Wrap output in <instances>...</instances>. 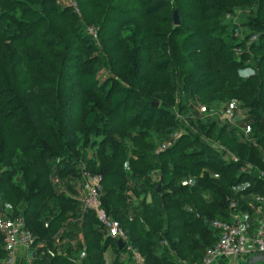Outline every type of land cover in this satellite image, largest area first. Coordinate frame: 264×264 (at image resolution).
Returning <instances> with one entry per match:
<instances>
[{
    "label": "trees",
    "instance_id": "16d2710c",
    "mask_svg": "<svg viewBox=\"0 0 264 264\" xmlns=\"http://www.w3.org/2000/svg\"><path fill=\"white\" fill-rule=\"evenodd\" d=\"M78 4L81 14L63 0H0V213L23 218L33 264H131L83 208L84 171L101 174L102 206L146 264H201L219 240L211 222L231 221L233 202L264 221V13L246 30L227 18L264 0ZM233 102L247 131L211 115ZM176 108L198 115L192 131Z\"/></svg>",
    "mask_w": 264,
    "mask_h": 264
},
{
    "label": "built area",
    "instance_id": "2783aa9c",
    "mask_svg": "<svg viewBox=\"0 0 264 264\" xmlns=\"http://www.w3.org/2000/svg\"><path fill=\"white\" fill-rule=\"evenodd\" d=\"M68 4L74 7L78 14H81L78 0H70ZM227 18H231L230 13L227 14ZM86 31L94 39H98L99 27L89 25ZM235 35H241V32L236 29ZM257 38L256 35H253L248 43H252L257 40ZM238 107L239 104L233 102L230 105V110L232 111V109H237ZM230 114L224 116H226L228 120L234 119V113H232V115ZM182 133V130L176 131L173 135V139L163 142L158 149H156V153L167 150L173 142H176L180 138ZM260 176L264 178V169L261 170ZM84 178L87 187L82 197L83 208L85 210H93L96 213L98 220L108 235L117 240L122 239L125 242L124 249H126L127 253H130V259L132 260L131 264H146L144 257L138 253L130 243L129 236L122 227L121 222L113 218L102 206V175L84 171ZM231 207L233 210L231 221L213 220L211 222V225L219 230V240L216 245L208 251L201 264H212L213 260L217 257L252 256L257 253H264V227L260 226L256 232L252 233L251 230L254 222L242 216L237 211L236 203L233 202ZM0 228L4 233V249L8 253L6 257V262L8 264L14 262V256L18 247H33L34 236L32 232L26 228L22 217L18 216L17 218L11 219L5 216L0 220Z\"/></svg>",
    "mask_w": 264,
    "mask_h": 264
},
{
    "label": "rangeland",
    "instance_id": "374dc122",
    "mask_svg": "<svg viewBox=\"0 0 264 264\" xmlns=\"http://www.w3.org/2000/svg\"><path fill=\"white\" fill-rule=\"evenodd\" d=\"M69 1L70 0H63V2L65 4H67V5H68ZM262 9H263V13H264V7H261L260 4H252V5H247L245 7H236L235 10L230 13L231 14V18L228 19V20L231 21V23H237V24H239L238 25L239 27L242 26V29L246 30V27L245 26L248 27V25L245 24L247 22V20L250 17H259V16H261L260 13H261V10ZM178 14H179V11H178ZM179 18H180V14H179ZM180 21H181V19H180ZM256 36H258V35L256 34ZM237 52L238 53L242 52V48H238L237 49ZM249 69H247V70H249ZM102 76L103 77L107 76V72L105 70H102ZM194 104L196 105V107L200 105V104L198 105L196 103V101L194 102ZM223 109L224 108L221 107L219 110L218 109L217 110H214V112H212L211 115L214 116V117L215 116L216 117H220L221 120H222V122L223 123H228L229 126L236 125V126H239L240 128H242L243 130L247 131L248 126H249V123H250L249 114H248V112L244 108L241 107V105H239V107L237 109H232V111L230 110V107L228 109H224V110ZM175 110H176L177 119L180 120L183 128H187V129H189V130L192 131L194 129V126L192 124H189V120H187V118L188 117H197L198 115L197 114L196 115H182L178 111L179 110L178 108H176ZM224 113H226V114H224ZM232 113H234L233 115H235L234 116V119L228 120L226 118V116H224V115H228V114L232 115ZM181 130H182V127L181 128H178V129H175L174 131H172L171 133H169L166 137L157 140L156 149H158V147L163 142L172 140L173 139V135L176 133V131H181ZM174 143L175 142H173V144ZM222 151H223V154H224V156L226 158H232V157H234L233 154H231L230 152H227L223 147H222ZM261 170H263V169H261ZM261 170L259 172H261ZM154 179H157V175L154 176ZM85 185L86 184L84 182H82L81 185H78V188L80 189V196H82V197L84 196L83 194H84V190L86 188ZM255 214L256 215H259L260 214V211L256 210L255 211ZM110 255H111V250H109L106 253V256L107 257L110 256ZM240 257H242V256H240ZM121 258L124 259V260H126L127 262H130V259L128 257H125L124 255H122ZM232 258L233 257L230 258L231 260L229 259L230 260L229 262L232 261ZM236 261H238V260L236 259Z\"/></svg>",
    "mask_w": 264,
    "mask_h": 264
},
{
    "label": "crops",
    "instance_id": "0c3cea01",
    "mask_svg": "<svg viewBox=\"0 0 264 264\" xmlns=\"http://www.w3.org/2000/svg\"><path fill=\"white\" fill-rule=\"evenodd\" d=\"M83 182L86 184L85 186L87 187V183H86L85 178H84ZM85 192H86V188L84 190V194H85ZM81 199H82V196H81ZM258 211H260V208L258 209ZM240 214L244 217L251 219L254 223L257 222L259 224V227L260 226L264 227V221L262 219L261 211H260L259 215L254 214L253 217H250V216L245 215L243 213H240ZM5 216H6L5 213H0V220ZM36 251L37 250L35 247H32V248L18 247L17 251L15 253V256H14V262L11 264H33V261L37 255ZM122 255H124L125 257H128L130 259V253H127L126 251H124V253ZM122 255H121V257H122ZM239 257L240 256L233 257L231 262H229L231 260L230 259L231 257H219V258L217 257L213 260L212 264H244V262L246 261L247 255H242V257H240V258ZM236 259L238 261H236ZM122 260H124V259H122ZM124 261H126V260H124ZM130 263H132L131 259H130ZM0 264H8L6 262V258L1 259Z\"/></svg>",
    "mask_w": 264,
    "mask_h": 264
},
{
    "label": "water",
    "instance_id": "95a60500",
    "mask_svg": "<svg viewBox=\"0 0 264 264\" xmlns=\"http://www.w3.org/2000/svg\"><path fill=\"white\" fill-rule=\"evenodd\" d=\"M181 21L179 18L178 10L174 12V24L180 25ZM156 106H159V103H155ZM159 189V186L157 187ZM117 243L121 249H124L125 242L122 239H118ZM259 262H264V253H257L252 256L247 261V264H258Z\"/></svg>",
    "mask_w": 264,
    "mask_h": 264
},
{
    "label": "clouds",
    "instance_id": "9594fccd",
    "mask_svg": "<svg viewBox=\"0 0 264 264\" xmlns=\"http://www.w3.org/2000/svg\"><path fill=\"white\" fill-rule=\"evenodd\" d=\"M240 74L246 77L248 75L254 74V72H253V70L249 69V70H246V71H244V72H242Z\"/></svg>",
    "mask_w": 264,
    "mask_h": 264
}]
</instances>
